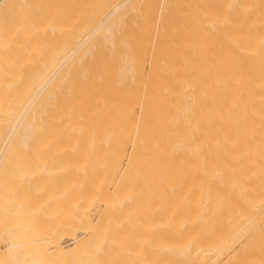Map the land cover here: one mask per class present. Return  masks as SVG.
<instances>
[{
	"label": "bare ground",
	"instance_id": "1",
	"mask_svg": "<svg viewBox=\"0 0 264 264\" xmlns=\"http://www.w3.org/2000/svg\"><path fill=\"white\" fill-rule=\"evenodd\" d=\"M0 264H264V0H0Z\"/></svg>",
	"mask_w": 264,
	"mask_h": 264
}]
</instances>
